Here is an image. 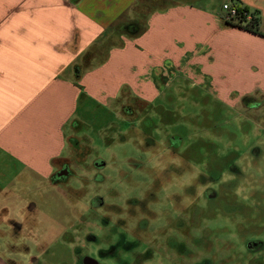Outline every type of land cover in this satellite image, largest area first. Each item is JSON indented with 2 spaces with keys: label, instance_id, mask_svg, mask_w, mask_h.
<instances>
[{
  "label": "rangeland",
  "instance_id": "1",
  "mask_svg": "<svg viewBox=\"0 0 264 264\" xmlns=\"http://www.w3.org/2000/svg\"><path fill=\"white\" fill-rule=\"evenodd\" d=\"M163 3L151 0L138 15ZM208 61L170 66L151 107L124 100L120 114L102 90L83 95L65 130L78 142L62 154L64 179H0V245L11 246L1 256L17 264H75L79 253L97 264H264V97L216 96L202 70ZM201 174L218 182L201 184ZM208 187L219 208L202 195ZM252 241L262 245L249 250Z\"/></svg>",
  "mask_w": 264,
  "mask_h": 264
},
{
  "label": "crops",
  "instance_id": "2",
  "mask_svg": "<svg viewBox=\"0 0 264 264\" xmlns=\"http://www.w3.org/2000/svg\"><path fill=\"white\" fill-rule=\"evenodd\" d=\"M161 1L136 21L151 0H0V168L15 170L0 179L51 182L78 142L65 130L83 95L102 90L120 114L124 100L151 107L170 66L181 70L192 56L209 60L202 70L216 96L225 89L244 102L264 97V0H221L218 8ZM228 2L256 13V32L227 25Z\"/></svg>",
  "mask_w": 264,
  "mask_h": 264
},
{
  "label": "flooded vegetation",
  "instance_id": "3",
  "mask_svg": "<svg viewBox=\"0 0 264 264\" xmlns=\"http://www.w3.org/2000/svg\"><path fill=\"white\" fill-rule=\"evenodd\" d=\"M230 168H232L231 167V165H229V168H228V170L230 169ZM63 171V168H61V172ZM61 172H58L56 175H55V179L57 180V179H60V178H63L65 175H62V174H64V172H66L65 170L61 173ZM60 174H61V176H60ZM203 174V173H202ZM202 174H201V176L199 177L200 179H198L199 181H200V183L201 184H204L205 183V180H207L208 182H210V183H212V184H215V183H217L218 182V179L219 178H212L211 176H208V179H205L204 178V175L202 176ZM64 179V178H63ZM202 195L205 197V199L207 200V203H209V202H214V201H217L218 199H219V194L214 190V189H212V188H205L204 190H203V193H202ZM211 204H213V203H211ZM220 204H222V203H220ZM220 204H218V203H215L214 202V204L213 205H215V206H213V208H219L218 206L220 205ZM218 205V206H217ZM3 216H5L4 214L3 215H0V219L1 218H3ZM1 221V220H0ZM7 221V220H6ZM1 223V222H0ZM3 223H1L0 225H2ZM13 227L16 229L17 228V226H16V224H14L13 225ZM0 234H1V232H0ZM13 236H15V234H19V232L17 231V230H14V232H12L11 233ZM262 244H258V245H255V246H253V247H256V248H260V246H261ZM7 247V248H6ZM11 249V246L9 245V244H6V245H4L3 244V246H1L0 245V253L2 252H4L5 251V249L6 250H8V249ZM77 255H78V253H77ZM0 264H17V262L16 261H11V260H8V259H4L2 256H1V254H0ZM75 264H97L95 261H94V258H92V257H90V256H88V255H86V254H84V255H82L81 253H79V255H78V257H77V261H75Z\"/></svg>",
  "mask_w": 264,
  "mask_h": 264
},
{
  "label": "built area",
  "instance_id": "4",
  "mask_svg": "<svg viewBox=\"0 0 264 264\" xmlns=\"http://www.w3.org/2000/svg\"><path fill=\"white\" fill-rule=\"evenodd\" d=\"M222 11L224 12V18L227 22L230 24H235V25H245L251 21V16L244 14V17L242 18L238 6L235 4H232L230 2L228 3H223L222 6Z\"/></svg>",
  "mask_w": 264,
  "mask_h": 264
},
{
  "label": "trees",
  "instance_id": "5",
  "mask_svg": "<svg viewBox=\"0 0 264 264\" xmlns=\"http://www.w3.org/2000/svg\"><path fill=\"white\" fill-rule=\"evenodd\" d=\"M239 9V12L242 16V18L244 17V14H248L251 16V21L247 24H245L244 26H241V25H237L236 27H239V28H242V29H245L247 31H250V32H256L257 31V17H256V13L255 12H250L248 10H246L245 8H240L238 7ZM227 25H231L229 22H227ZM148 107V106H147ZM196 240H199L197 238H195ZM197 242V241H196ZM255 242H260V241H255ZM261 243V242H260ZM262 244V243H261Z\"/></svg>",
  "mask_w": 264,
  "mask_h": 264
},
{
  "label": "water",
  "instance_id": "6",
  "mask_svg": "<svg viewBox=\"0 0 264 264\" xmlns=\"http://www.w3.org/2000/svg\"><path fill=\"white\" fill-rule=\"evenodd\" d=\"M125 30H126V32L127 33H129V34H134L135 32H134V30L133 29H131L130 28V26H126L125 27ZM62 175H65V174H62ZM60 176H61V174H60ZM260 245L261 243L260 242H255V241H252V242H248L247 243V248L249 249V250H251V247H253V246H255V245Z\"/></svg>",
  "mask_w": 264,
  "mask_h": 264
}]
</instances>
